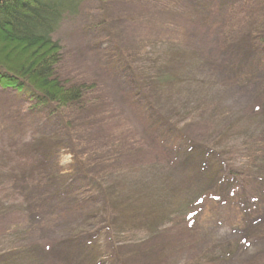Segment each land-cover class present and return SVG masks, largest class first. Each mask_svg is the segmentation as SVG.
I'll use <instances>...</instances> for the list:
<instances>
[{
  "label": "rangeland",
  "instance_id": "obj_1",
  "mask_svg": "<svg viewBox=\"0 0 264 264\" xmlns=\"http://www.w3.org/2000/svg\"><path fill=\"white\" fill-rule=\"evenodd\" d=\"M263 16L264 0H85L53 36L61 48L58 74L66 83L95 85L97 116L111 136L127 139L128 151L119 150L113 165L144 172L94 194L76 212L69 198L91 190L77 175L78 138L0 88V245H16L0 252V264H118V233L155 231L178 212L193 214L189 226L175 237L171 229L138 241L144 256L131 264H264V44L252 32ZM158 44L165 64L154 82L170 96L160 118L133 96L128 70L112 64L114 50L145 53ZM191 85L197 92L188 96ZM195 101L222 113L216 122L223 128L200 120L182 141L164 134L174 107ZM218 134L258 139L256 164L242 172L243 194H230L222 158L208 148Z\"/></svg>",
  "mask_w": 264,
  "mask_h": 264
},
{
  "label": "trees",
  "instance_id": "obj_2",
  "mask_svg": "<svg viewBox=\"0 0 264 264\" xmlns=\"http://www.w3.org/2000/svg\"><path fill=\"white\" fill-rule=\"evenodd\" d=\"M84 1L4 0L0 3V88L14 90L17 94L24 96L34 108L59 121L63 126V134L67 138H71V136L78 138L77 143H80L81 146L77 150L80 153L77 152L75 155V162L78 166L77 175L88 180V187H91V190H86V194H83V191H78L74 194V198L73 196L72 198L68 197L76 212H80L78 210L81 208L86 210L85 208L90 206V198L94 194L106 195L107 189L120 185L121 181L129 180L131 182L138 177L137 175L144 172L142 170L134 172L133 168L138 169L140 166L113 165L115 158L120 154L119 150L128 151L127 139L119 141L120 137L111 136L108 132L112 128L108 126L110 124L99 118L102 115L97 116L95 108L99 103L96 98L92 97L96 89L95 85L85 82L66 83L61 80L58 74V66L62 58L61 48L53 36L67 18L79 13ZM261 18L258 19L260 20L258 26H254L252 32L256 44L262 45L264 44V16ZM255 34H258L260 38ZM156 48L159 50H149L145 52L146 54L139 53L133 48L112 51L114 56L112 64L120 66L123 70H128L127 73L132 82L131 93L140 98L141 106L151 113V117H156V112L170 100L168 94H165L167 97L164 96L163 88L159 83L156 82L157 85L154 82L158 75L163 74L164 69L159 68L165 64L164 53H161L163 45L158 44ZM152 54L153 65L149 66ZM195 92H197V88L191 85L185 93L190 96ZM188 96L186 99L189 98ZM192 97L191 99H193ZM198 104L196 101L194 105L188 102L178 103L174 107L176 110H172L174 112H171L165 122L167 126H164L163 133L182 141L180 136L189 127V124L200 120H206L208 123L216 122L219 119L223 120L222 113L213 112V109L212 112L210 111L211 113L209 112L210 102ZM85 118H87V122L82 124L81 122ZM158 118L155 121L160 123ZM221 124L218 122L214 124L218 131L223 128ZM101 130L104 135L107 132L110 137L102 136ZM253 140L258 139L248 135L221 136L218 134L211 145L207 146L222 158L219 163V159L217 161L219 172L223 175L222 178L228 180L227 186L230 187V194L233 196L243 194V191H239L246 187L242 172H246L248 167L254 168L256 164L258 148L256 149V145H254L256 142ZM137 144L139 143L137 142ZM137 144L134 143L136 147ZM187 147L185 146V148ZM74 178L71 177L70 181ZM98 208L94 207L91 210L99 211ZM99 214L98 212L97 215ZM97 215L94 217H98ZM192 216L193 214L189 213L184 215L181 212L172 213L160 226L155 228V231L138 232L134 234L136 237L133 238H131L133 234H130L133 231L118 233L112 243L117 250L123 251V257L120 253L121 256L117 263L131 264V261L138 260L137 255L141 251L139 247L142 245L138 241H145L147 237L168 235L171 229L174 231L172 234H175L173 237L177 236V231H181L185 225L189 226ZM127 233L130 234V237H123ZM15 247L16 245L3 243L2 246L0 245V252H5L6 248H9L10 251ZM83 249L86 252L89 250L87 247ZM83 249H81L82 254L84 253ZM139 256L144 255L140 254ZM140 257L139 259L142 260ZM153 262L154 260L145 264H153ZM195 264H199V262Z\"/></svg>",
  "mask_w": 264,
  "mask_h": 264
},
{
  "label": "water",
  "instance_id": "obj_3",
  "mask_svg": "<svg viewBox=\"0 0 264 264\" xmlns=\"http://www.w3.org/2000/svg\"><path fill=\"white\" fill-rule=\"evenodd\" d=\"M4 0H0V3L3 2Z\"/></svg>",
  "mask_w": 264,
  "mask_h": 264
}]
</instances>
